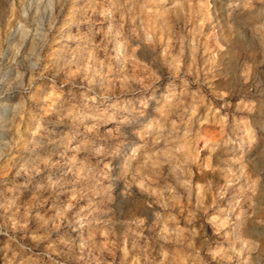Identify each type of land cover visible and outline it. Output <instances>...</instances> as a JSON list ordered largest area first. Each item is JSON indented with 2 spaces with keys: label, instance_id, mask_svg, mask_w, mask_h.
Returning <instances> with one entry per match:
<instances>
[{
  "label": "rangeland",
  "instance_id": "obj_1",
  "mask_svg": "<svg viewBox=\"0 0 264 264\" xmlns=\"http://www.w3.org/2000/svg\"><path fill=\"white\" fill-rule=\"evenodd\" d=\"M0 14V264H264V0Z\"/></svg>",
  "mask_w": 264,
  "mask_h": 264
},
{
  "label": "bare ground",
  "instance_id": "obj_2",
  "mask_svg": "<svg viewBox=\"0 0 264 264\" xmlns=\"http://www.w3.org/2000/svg\"><path fill=\"white\" fill-rule=\"evenodd\" d=\"M228 1V0H227ZM6 3V0H0V5H3ZM101 4V3H100ZM127 11V10H126ZM40 13V12H39ZM97 15V14H96ZM17 18H15V23L18 22ZM46 20L50 19V23H52V17L50 18V16L45 15L44 17ZM100 18V17H98ZM97 19V18H96ZM45 20V21H46ZM5 20L3 21V14H0V42H6L7 44H10L12 41H14L16 39V37L13 38H9V36L12 34L11 31L13 30V26L7 27L5 25ZM13 25V24H12ZM7 28H6V27ZM5 27V28H4ZM21 28V27H20ZM10 29V31H9ZM131 30V29H130ZM18 32V30H16ZM20 31V29H19ZM42 31V24H40L39 26H36L34 28V32L30 33L28 30L25 31L24 34H21L19 37V41L20 42H24L29 41L28 42V49L31 50L37 43L36 42H40V33ZM17 32H14L12 35H15ZM132 32V31H131ZM132 46V45H130ZM38 47V46H37ZM136 51V50H135ZM33 58V57H32ZM106 58V57H105ZM131 61V60H130ZM96 62V61H95ZM135 63V62H134ZM25 64L24 58H21L18 56V53L14 54L13 57L8 61V64L6 65V73L3 74V76L6 75V78L8 79L10 77V75H22L21 73L23 72L25 66H23ZM16 76V78H17ZM5 78V79H6ZM6 89V88H5ZM11 89V88H9ZM6 91V90H5ZM4 91V92H5ZM12 91V90H11ZM13 97V96H12ZM148 98H150V96H146ZM4 98V97H3ZM1 100V99H0ZM16 101V100H15ZM3 105L0 108V126L4 125L8 120L11 121V117L12 116V111L15 109L16 104L13 103L14 101H12V99H10L9 97H7L6 99L2 100ZM5 112H8V114H5ZM123 116H121V118H119L118 123H121L123 121ZM130 119V118H129ZM133 124L131 123V120L128 122H124L121 124L119 130L123 135H130L131 130L133 128ZM37 129V128H36ZM35 129V130H36ZM10 134V133H9ZM10 136V135H9ZM4 141H2L0 139V144H3ZM112 164V163H111ZM126 164V163H125ZM118 165L119 163H117V160L115 161V163L111 166V169L116 171L118 169ZM128 165V163H127ZM120 166V165H119ZM120 202V201H119ZM122 202V201H121ZM127 208V207H126ZM149 212V211H148ZM121 224H118V226ZM146 228V227H145Z\"/></svg>",
  "mask_w": 264,
  "mask_h": 264
}]
</instances>
